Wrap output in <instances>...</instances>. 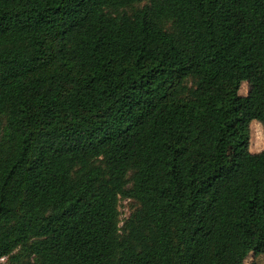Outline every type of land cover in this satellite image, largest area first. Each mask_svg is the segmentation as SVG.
<instances>
[{"label": "trees", "instance_id": "16d2710c", "mask_svg": "<svg viewBox=\"0 0 264 264\" xmlns=\"http://www.w3.org/2000/svg\"><path fill=\"white\" fill-rule=\"evenodd\" d=\"M236 6L250 41L230 0H0V264H260L264 0Z\"/></svg>", "mask_w": 264, "mask_h": 264}, {"label": "rangeland", "instance_id": "374dc122", "mask_svg": "<svg viewBox=\"0 0 264 264\" xmlns=\"http://www.w3.org/2000/svg\"><path fill=\"white\" fill-rule=\"evenodd\" d=\"M230 23L235 31V33L244 41H250V32L245 23V20L236 6V0H230V14H229ZM253 80L256 83H259V74H258V66L257 64L254 66ZM248 85L244 82L239 90V93L245 95L247 93ZM264 148V136H263V125L261 122L257 120H253L250 123V140H249V149L251 152H259ZM238 152L236 147H232L228 150L229 158L234 157ZM124 204V202L122 203ZM121 213V217H125L128 215V209L124 205H120L119 207ZM252 259V254L246 258L245 262L248 263ZM257 261L260 264H264V256L257 257Z\"/></svg>", "mask_w": 264, "mask_h": 264}]
</instances>
